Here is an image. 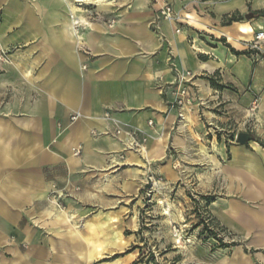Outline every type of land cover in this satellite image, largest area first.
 Segmentation results:
<instances>
[{"label": "crops", "instance_id": "1", "mask_svg": "<svg viewBox=\"0 0 264 264\" xmlns=\"http://www.w3.org/2000/svg\"><path fill=\"white\" fill-rule=\"evenodd\" d=\"M167 2L180 21L162 0H0V264L90 261L89 238L93 259L116 254L123 199L148 174L210 196L223 244L202 264H264V0ZM182 71L193 103L180 120ZM131 130L148 134L142 152L125 150Z\"/></svg>", "mask_w": 264, "mask_h": 264}, {"label": "rangeland", "instance_id": "2", "mask_svg": "<svg viewBox=\"0 0 264 264\" xmlns=\"http://www.w3.org/2000/svg\"><path fill=\"white\" fill-rule=\"evenodd\" d=\"M111 1L116 0L107 3ZM77 7L94 11L100 5L93 2ZM160 182L147 183L145 178L136 196L123 199V242L116 254L110 253L113 247L107 246L108 242L104 244L105 256L95 260L96 252L90 253V245V251L84 254L90 261L76 260L72 264H202L205 251L223 244L218 236L222 230L212 223L206 207V197L210 196L192 186L170 187ZM117 239L114 236L112 243ZM214 240L217 244L212 246ZM97 251L101 253L102 249Z\"/></svg>", "mask_w": 264, "mask_h": 264}, {"label": "built area", "instance_id": "3", "mask_svg": "<svg viewBox=\"0 0 264 264\" xmlns=\"http://www.w3.org/2000/svg\"><path fill=\"white\" fill-rule=\"evenodd\" d=\"M163 5L160 9V16L168 21H180L181 18L177 15L172 7V5L167 2V0H162ZM76 2V1H75ZM77 4V2H76ZM81 6V5H77ZM73 15V14H72ZM73 24L75 27L81 25V20L78 16H72ZM180 32V29L177 30ZM264 39V31H259L256 33L255 40L253 41V46L258 47L259 41ZM193 78V75L190 71H182L177 75V85L178 89L174 92V99L171 102V108H178L179 109V119H184V109L193 103V95L190 91L189 86L186 84ZM258 99H254L253 104L249 108L250 112H254L257 107ZM80 117V113H75L71 116V120L74 121ZM117 126L119 122L117 121ZM148 124L152 126L154 124L153 120H149ZM123 132L121 127H117L116 134L119 135ZM127 140L125 143V150L142 152L145 149V143L148 140V134L141 131V134L138 133L136 130H131L127 132ZM236 137V136H235ZM79 153V150H76V154ZM117 157L123 159L124 155L122 153L115 154L110 153L109 159L111 162L117 163ZM162 179H156L152 174H148L147 183L151 181L152 184L160 182Z\"/></svg>", "mask_w": 264, "mask_h": 264}, {"label": "bare ground", "instance_id": "4", "mask_svg": "<svg viewBox=\"0 0 264 264\" xmlns=\"http://www.w3.org/2000/svg\"><path fill=\"white\" fill-rule=\"evenodd\" d=\"M76 2H77V4L76 5H82V4H84V3H93V2H96V3H98L99 5H102V4H107V0H75ZM75 5V6H76ZM73 7V6H72ZM187 118V117H186ZM207 150V149H206ZM202 153H204V152H202ZM207 153H208V150H207ZM56 203V202H55ZM54 204V203H53ZM57 205H58V203H57ZM54 207V206H53ZM167 212V211H166ZM75 234L77 235V234H79L78 232L76 233L75 232ZM87 237H89V236H87ZM77 239V238H76ZM88 240V243L92 246V248H91V251H90V253H94V252H96L97 250H98V246H97V243L96 242H94L93 240H91L90 238L89 239H87ZM239 254H241V253H239ZM242 255V254H241ZM237 257V256H236ZM244 257V256H243ZM245 258V257H244ZM245 260V259H244ZM243 260V261H244ZM237 261H239V260H237ZM247 263H248V261H247ZM244 264H246V263H244Z\"/></svg>", "mask_w": 264, "mask_h": 264}, {"label": "water", "instance_id": "5", "mask_svg": "<svg viewBox=\"0 0 264 264\" xmlns=\"http://www.w3.org/2000/svg\"><path fill=\"white\" fill-rule=\"evenodd\" d=\"M252 139V134L246 131H242L237 135V142L239 144L246 145Z\"/></svg>", "mask_w": 264, "mask_h": 264}, {"label": "trees", "instance_id": "6", "mask_svg": "<svg viewBox=\"0 0 264 264\" xmlns=\"http://www.w3.org/2000/svg\"><path fill=\"white\" fill-rule=\"evenodd\" d=\"M241 19H242V17L237 16V15H233V16L230 17L229 21H226V24H230L231 21H239ZM235 52L238 53V54L244 53V52H240V51H235ZM207 200L209 201L210 199L207 198Z\"/></svg>", "mask_w": 264, "mask_h": 264}]
</instances>
